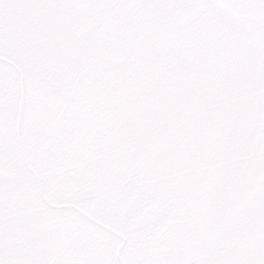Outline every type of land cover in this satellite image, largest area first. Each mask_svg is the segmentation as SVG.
<instances>
[{
  "label": "snow or ice",
  "instance_id": "snow-or-ice-1",
  "mask_svg": "<svg viewBox=\"0 0 264 264\" xmlns=\"http://www.w3.org/2000/svg\"><path fill=\"white\" fill-rule=\"evenodd\" d=\"M0 264H264V0H0Z\"/></svg>",
  "mask_w": 264,
  "mask_h": 264
}]
</instances>
